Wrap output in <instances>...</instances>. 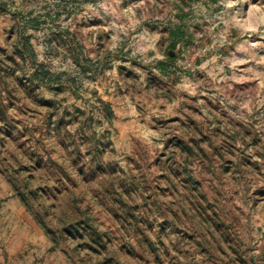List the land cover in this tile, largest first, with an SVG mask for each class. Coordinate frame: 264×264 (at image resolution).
Wrapping results in <instances>:
<instances>
[{
  "label": "rangeland",
  "instance_id": "1",
  "mask_svg": "<svg viewBox=\"0 0 264 264\" xmlns=\"http://www.w3.org/2000/svg\"><path fill=\"white\" fill-rule=\"evenodd\" d=\"M0 264H264V0H0Z\"/></svg>",
  "mask_w": 264,
  "mask_h": 264
}]
</instances>
